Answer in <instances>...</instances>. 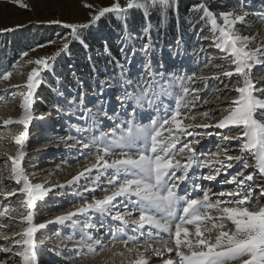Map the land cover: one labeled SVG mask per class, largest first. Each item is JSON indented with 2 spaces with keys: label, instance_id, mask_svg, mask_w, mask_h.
Here are the masks:
<instances>
[{
  "label": "snow or ice",
  "instance_id": "6c2138e0",
  "mask_svg": "<svg viewBox=\"0 0 264 264\" xmlns=\"http://www.w3.org/2000/svg\"><path fill=\"white\" fill-rule=\"evenodd\" d=\"M11 2L22 8L29 7L21 0ZM84 7L89 9L84 21L50 19L43 22L66 30L64 35L57 34L58 40L47 42L56 45L54 52L33 59L31 52L46 47L37 44L19 54V59L31 66L23 85L25 91L19 105L22 111L19 118L5 120L4 125L17 124L24 129L15 138L18 151L9 157L11 178L20 186L17 189L22 196L19 207L25 209L21 221L26 222V227L16 233L19 239L12 241L20 247L16 255L22 264H39L36 234L46 224L34 223L33 210L52 190L46 187L47 181L32 183L22 166L27 154L29 126L37 118L33 115L35 93L45 76L55 73L58 58L70 54L72 43L88 49L85 33L108 14L120 23L119 57L113 56L107 40L103 41V54L109 57L112 70L97 69L89 56L92 61L91 95L85 81L73 72L75 93L58 90L53 104L58 113L77 121L71 127L81 138L68 135L65 143L75 141L89 149L94 157L91 165L74 175L67 184L72 185L86 174L91 176L95 169L97 175L91 183L97 185L102 176H107L108 186L101 189L102 198L93 196L91 201H83L75 210L58 215L47 224L64 223L78 214H99L117 222L113 239L128 230L139 234L121 240L127 252L135 256L129 264H152L153 256L161 257V264H264V205L254 201L252 195L255 188H259L264 197V184L255 183L257 176L264 180V89L257 88L251 76L255 65L264 64V40L257 41L256 36L244 35L239 30L238 26H248V18L252 15L247 0H238L236 4L224 0L215 7L208 0H197L188 9L185 22L199 45L194 55L198 58L205 51L200 43L202 40H210L222 54L221 62L214 64L212 77L197 72L179 75L171 71L162 58H156L161 30L166 31L173 20L179 23L178 0H112L108 6L86 2ZM135 11L141 12L143 23L133 32L129 22ZM153 13L159 17L156 24L152 22ZM14 30L7 27L0 32ZM153 32L157 33L156 39H153ZM171 47L170 56L180 57L185 47L183 37L178 35ZM225 60L229 61L227 67L222 63ZM210 64L213 61L207 60L205 67ZM11 67L15 68L16 64ZM12 74L5 69L0 72V78L7 81ZM233 76L240 78L242 86L229 89L237 95L228 105L218 108L224 113L221 119L212 123L215 116L209 111L190 115L203 91L198 82ZM168 99L172 103H165ZM145 116L148 123L140 122ZM197 116L201 122L193 123ZM105 127L109 130L105 131ZM197 129L227 130L216 133L227 143L215 151L198 152L197 146L202 139L213 133ZM185 137L192 139L182 141ZM233 141L237 143L239 154H232ZM178 144L182 145L179 149ZM249 156L254 159V165L248 163ZM237 164L241 168L231 174L229 170ZM250 167L254 168L253 172H247ZM205 168L209 169L207 175H195L197 169ZM222 174L231 176L224 182L235 188L221 191L219 198L213 201L211 195L215 194L197 181H215ZM84 190L95 192L96 188ZM17 191L8 195L15 196ZM213 210L216 215H212ZM103 226L101 222L100 227ZM95 227L82 223L81 236L75 241L78 249L89 254H95L98 247L103 250L101 239L89 234ZM109 230L112 231L111 227ZM140 237H146L143 245L139 243ZM129 243L133 246L128 247ZM3 251L7 253L12 249L4 248Z\"/></svg>",
  "mask_w": 264,
  "mask_h": 264
},
{
  "label": "rangeland",
  "instance_id": "374dc122",
  "mask_svg": "<svg viewBox=\"0 0 264 264\" xmlns=\"http://www.w3.org/2000/svg\"><path fill=\"white\" fill-rule=\"evenodd\" d=\"M21 2L27 4L29 7L22 8L18 4L11 2V0H0V29L7 27L15 28L12 32H0V72L7 69L13 73L7 81L0 78V156L4 158V160L0 161V190L3 192V194H0V238L13 237V240L19 239L16 233L21 232L26 227V222L21 221V215L25 212V209L19 207L22 196L17 191L20 186L11 178L12 163L9 157L14 156L18 151L15 138L24 129L22 125L17 124L5 126L4 121L9 119L15 120L21 115L22 110L19 108V105L22 102L23 92L25 91L23 85L26 83V77L31 68L25 61L19 59V54L22 51L16 48L17 42L22 43L24 38H28L30 44H32L30 48L36 47L37 44L46 45V47L38 48L35 52L30 53V57L33 59L49 55L56 50V45H49L47 42L50 40H58L59 37L57 34L64 35L66 30L57 25L43 23L44 21L50 19H61L68 22L84 21L87 19L89 12V9L84 7L86 2L96 6H108L112 0H21ZM178 2L179 23L173 20L167 26L166 31L161 30L160 49L162 50H157L156 58L157 60L162 58L166 66L179 75H190L192 72H197V74L212 77L215 72L214 64L221 62L222 54L211 45L210 40H202L200 43L204 45L205 51L200 53L198 58L194 55L199 45L196 43L197 37L192 34L189 25L185 22V18L189 7L196 3L197 0H178ZM208 2L212 7H215L216 3L222 4L224 0H208ZM227 2L229 4H236L238 0H227ZM247 4L250 5L252 15L248 18V26H238L239 30L244 35L256 36L257 41L264 40V0H247ZM158 20L159 17L153 13V24L158 23ZM142 23L143 18L141 12H133L129 22L130 29L136 32ZM17 25H21V27H16ZM119 34V21L112 14L106 15L95 28L85 33L89 45L88 49L83 48L79 43H72L70 54L58 58L55 73L45 76L44 82L35 93L36 99L33 105V115L37 118L29 126V136L26 141L27 154L22 162V166L25 174L32 183L43 184L47 181L46 187L52 188L42 201L37 202L33 210L34 223L46 224V227L40 229L36 234L39 249V264H91L95 261L94 257L105 253L101 252L102 250L99 248H97L95 254L77 250L80 254L75 257L76 251L71 249V247L67 251L60 248V246L64 245L63 243L65 241L66 243L69 242L68 239L70 237L71 240H79L81 236L80 226H82V223L99 225V232H104L106 228L110 227L116 231L117 222H112L105 218L102 219L103 217L97 214H78L72 220L65 221L64 223L54 222L47 224V221L54 220L58 212L65 214L68 211L75 210L83 201H91L96 193L100 194L102 192L101 189L108 186L107 176H102L101 180L97 182V185L91 183L97 175L95 169H93L91 176L86 174V176L81 177L79 181L74 182L72 185L67 184V181L71 180L74 175L83 171L85 167L90 166L94 157L90 155V150L82 149V146H78L75 141L65 143L68 135L76 136L79 139L81 134L77 133L71 127L72 124L77 123L76 119L74 117L70 119L66 115L58 113L54 109L53 104L57 100L56 92L58 90L75 93V77L72 75L73 72L85 81V87L91 95L93 89L89 83L91 76L90 64L94 61L97 69L102 70L107 67L109 71L112 70V65L109 64V57L103 54V41L105 39L107 40L108 47L113 56H116V53L119 55ZM152 35L153 39H156L157 33L153 32ZM178 35L183 37L185 47L182 50V55L173 59L170 56L172 51L171 46ZM7 50L8 52L5 53ZM89 56H91L92 61L88 59ZM207 60L213 61V64L205 67ZM14 63L16 64L15 68L11 67ZM222 63L225 67L229 65V61L227 60ZM251 76L257 88L264 89V64L255 65L252 69ZM198 83L203 91L199 93L200 100L191 109L190 115L209 111L210 115L215 116V120L212 123L221 119L224 114L218 111V108L228 105L237 95L234 91L229 92V89L242 86L240 78L237 76H233L232 78L222 77L220 80L208 79L207 81ZM205 84H207L206 88L204 87ZM15 85H20L21 87L15 88L13 87ZM225 85H228V88H225ZM114 92L115 90H113V99ZM217 96L220 98L217 99ZM160 114L162 115L163 113L161 112ZM39 117H43V119H39ZM200 122L201 118L199 116L193 121V123ZM146 123H148V120ZM104 130L108 131L109 128L105 127ZM197 131H210L213 133V135L205 136L202 139L201 143L197 146L198 152L215 151L218 146L227 143L216 135L218 132L227 130L197 129ZM165 135L167 134L165 133ZM187 139L192 138L185 137L182 138V141ZM181 146V144H178L177 149ZM231 148L233 149L232 154H239L235 141L232 142ZM178 158L181 157L178 156ZM44 160H49L45 163L47 168L44 169L54 170L56 176L54 174L50 177L45 176L44 178L38 179L39 181L35 180L32 173H36L39 171V168H42ZM248 163L250 165L255 164L251 156L248 157ZM240 168L241 165L237 164L229 172L235 174ZM251 168L248 169V172L254 171V168ZM208 172L209 169L207 168L197 169L195 175H207ZM67 173H69L68 180H66ZM223 175L218 176L217 180L213 182L207 180L197 181L205 189H211L212 194H215L211 195L213 201L219 198L218 193L221 191L226 192L227 190L230 191L235 188L233 184L226 186L227 183L224 180L226 178L230 179L231 176ZM260 181L261 179L257 176L255 183L261 184ZM56 185H64V187H55ZM86 187L90 189L95 187L96 190L95 192L85 191L84 189ZM253 187L255 188V185ZM188 188L189 190L192 188L191 183H189ZM14 191H17L15 196L8 195V193ZM252 195L254 201L258 200L259 205H264V197L261 196L259 188H255ZM74 222H76L75 225ZM101 222H103V225L107 223L103 226L104 228L100 227ZM132 233L129 230L124 234L118 235L120 238L127 237L129 239ZM101 235L103 236L104 234L102 233ZM97 237L99 238V235ZM13 240L0 244V253H4L0 256V264H8L9 260H13L10 264H22L21 258L16 255L20 251V247L15 246L12 243ZM141 242L142 244L144 243V241ZM4 248H11L12 251L6 253L3 251ZM120 262L117 260L115 263L120 264Z\"/></svg>",
  "mask_w": 264,
  "mask_h": 264
},
{
  "label": "bare ground",
  "instance_id": "6f19581e",
  "mask_svg": "<svg viewBox=\"0 0 264 264\" xmlns=\"http://www.w3.org/2000/svg\"><path fill=\"white\" fill-rule=\"evenodd\" d=\"M263 12H264V8H263ZM238 86V85H237ZM165 102L166 103H172V101H171V99H168V100H165ZM209 106V105H208ZM214 106V105H213ZM6 108V107H5ZM17 108V107H16ZM7 109V108H6ZM148 119L146 118V117H144L140 122H142V123H146V121H147ZM1 125V124H0ZM5 135V134H4ZM37 136V135H36ZM81 137H79V139H80ZM12 141V140H11ZM78 146H81V145H79L78 144ZM82 149H84V150H89V149H85V148H83V147H81ZM9 153V152H8ZM1 160H4V158H2V156H0V161ZM49 160H44V165L42 166V168H39L38 169V167H36L39 171H37L36 173L34 172V173H32L33 174V176L35 177V180H38V179H41V178H44L45 176H51V175H54V176H56V173H55V171L53 170H45L44 168H47L46 167V165H45V163L46 162H48ZM252 169V168H251ZM249 170H247V172H248ZM68 174L69 173H67V175H66V180H68L67 179V177H68ZM224 176V175H223ZM222 177V176H221ZM1 180V179H0ZM39 181V180H38ZM213 182V181H212ZM214 183H216V182H214ZM260 183L261 184H264V180H261L260 181ZM226 186H231V185H226ZM213 187V186H212ZM204 188V187H203ZM192 190V188H190V190L189 191H191ZM228 191V190H227ZM100 192V191H99ZM212 193V192H211ZM214 193V192H213ZM104 195V193L103 192H101L100 194H98V193H96L95 194V198H97V199H99V198H102V196ZM92 196V195H91ZM62 213L63 212H58L57 214H56V216H58V215H62ZM92 215V214H91ZM97 215H99V214H97ZM96 215V216H97ZM134 215H135V213H134ZM212 215H216V212L213 210V212H212ZM102 219H104V217L102 218ZM97 220V219H96ZM52 224V223H51ZM107 224V223H106ZM106 224H104V226L106 225ZM96 227L95 228H93V229H91L90 230V232H89V234L90 235H92L94 238H96L98 235H99V239H101V241H102V243H103V245H104V248H103V250L101 251V252H105V253H101L99 256H97V257H94L95 258V261L93 262V263H91V264H116L115 262L117 261V260H119V261H121L120 262V264H129V261L131 260V259H134L135 258V256H134V254H129L128 252H127V250H126V248L124 247V245L121 243V240L122 239H127V237H124V238H120V236H119V238L118 239H113V235H112V232H115V230H113V228H111L112 229V231H110L109 230V228H106L105 229V231L104 232H102L101 231V229H100V231L101 232H99L98 231V226L99 225H95ZM209 227H210V225H209ZM69 228H70V225H69ZM104 228V227H103ZM51 230H52V227H51ZM129 231V230H128ZM104 234L103 236L101 235V234ZM96 235V236H95ZM161 236H163V238L164 239H168V237H167V235L166 234H163V233H161L160 234ZM132 236H139V234L138 233H132ZM131 236V237H132ZM130 237V238H131ZM146 237H140L139 238V243L141 244V245H143L142 244V242L141 241H144V239H145ZM10 240H13V237H3V238H0V244L3 242V243H8L7 241H10ZM69 240V242L68 243H66V241L63 243L64 245H62V246H60V248L63 250H65V251H67L68 250V248L69 247H71V249H73L74 251H76V254H75V257H77L79 254H80V252L79 251H77V250H80V249H78L77 247H76V244H75V241L74 240H71V239H68ZM2 243V244H3ZM149 243H154L153 241H149ZM15 246H18V245H15ZM133 245L131 244V243H129L128 244V247H132ZM158 246V245H157ZM99 248V247H98ZM100 249V248H99ZM121 252H123V255H121ZM2 254H4V253H0V256H2ZM168 255H173V254H168ZM74 257V258H75ZM2 259V258H1ZM161 261H162V258L161 257H155V256H153L152 257V264H161ZM13 262V260H9L8 261V264H10V263H12ZM63 263H66V262H63ZM84 264V263H83Z\"/></svg>",
  "mask_w": 264,
  "mask_h": 264
},
{
  "label": "trees",
  "instance_id": "16d2710c",
  "mask_svg": "<svg viewBox=\"0 0 264 264\" xmlns=\"http://www.w3.org/2000/svg\"><path fill=\"white\" fill-rule=\"evenodd\" d=\"M46 29H48V27H46ZM34 39H36V38H34ZM31 45L32 44H30L29 39L28 38H24V41L22 43L21 42H17L16 48H19V50L24 51V50H27L28 48L32 47ZM7 52H8V50L5 53H7ZM115 55L117 57H119V55L117 53Z\"/></svg>",
  "mask_w": 264,
  "mask_h": 264
}]
</instances>
